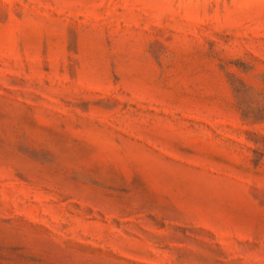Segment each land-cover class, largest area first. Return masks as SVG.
Returning a JSON list of instances; mask_svg holds the SVG:
<instances>
[{
  "label": "rangeland",
  "instance_id": "1",
  "mask_svg": "<svg viewBox=\"0 0 264 264\" xmlns=\"http://www.w3.org/2000/svg\"><path fill=\"white\" fill-rule=\"evenodd\" d=\"M0 264H264V0H0Z\"/></svg>",
  "mask_w": 264,
  "mask_h": 264
}]
</instances>
